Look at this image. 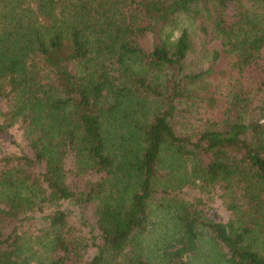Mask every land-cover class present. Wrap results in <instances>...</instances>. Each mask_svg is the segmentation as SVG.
Listing matches in <instances>:
<instances>
[{
	"label": "trees",
	"instance_id": "obj_1",
	"mask_svg": "<svg viewBox=\"0 0 264 264\" xmlns=\"http://www.w3.org/2000/svg\"><path fill=\"white\" fill-rule=\"evenodd\" d=\"M194 31L215 33L242 70L264 51V0H0V140L21 151L0 158V264H44L22 242V216L61 201L94 208L86 264H264V108L178 132L214 74L191 69ZM149 98L164 108L147 112ZM71 159L89 176L81 188ZM192 185L223 192L232 217L181 201ZM160 193L173 196L158 204ZM44 219L50 264H82L90 244L68 213Z\"/></svg>",
	"mask_w": 264,
	"mask_h": 264
},
{
	"label": "rangeland",
	"instance_id": "obj_2",
	"mask_svg": "<svg viewBox=\"0 0 264 264\" xmlns=\"http://www.w3.org/2000/svg\"><path fill=\"white\" fill-rule=\"evenodd\" d=\"M196 46L195 53L191 59V69L201 71L212 66L214 74L206 79L203 84L198 87V98H194L193 102L183 105V111L176 118V127L178 132L184 134H195L207 128L210 124H221L233 117L241 116L248 120L256 119L259 112L264 108V51L258 52L250 65L242 70L235 69L233 66V56L224 51L222 41L217 38L215 33H211L208 37H204L197 31L193 33ZM151 37L143 39V45L148 48L152 45ZM219 51L220 60L213 64L215 52ZM207 98H213L209 101ZM146 111H159L164 108L165 104L152 98L142 102ZM236 104V105H235ZM235 106V109H234ZM147 111V112H148ZM20 144L22 149L32 158L34 155L26 148L27 142L21 136ZM10 154H21L20 148H15L9 140H0V158ZM69 171L68 181L73 188H81L83 183L89 176H76L75 165L72 159L67 164ZM173 195L160 193L157 195L158 204L166 202ZM195 198L202 199L210 208L209 213L214 215L217 220H229L232 216L228 210L224 193L215 190L209 193L200 185L187 186L180 195L181 201H192ZM157 206V205H156ZM206 209V208H205ZM58 210L68 213L71 227L76 231L79 241L89 243L90 247L85 252L82 264L88 263L97 253L96 246L91 245L92 236L98 235L95 227L96 217L94 208L76 207L70 201H61L57 204L47 205L43 214L35 211H27L23 214L20 232L23 238L22 242H26L30 255L41 260L44 264H50L57 255L47 244L48 239L45 238L43 231L48 225L44 216L55 213ZM157 221L163 212L156 213ZM211 216V215H210ZM213 217V216H211ZM214 218V217H213ZM100 243V241H97ZM200 264H207L205 259L201 257Z\"/></svg>",
	"mask_w": 264,
	"mask_h": 264
}]
</instances>
